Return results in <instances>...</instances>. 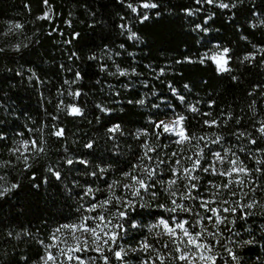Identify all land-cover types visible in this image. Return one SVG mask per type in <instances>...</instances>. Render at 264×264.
Here are the masks:
<instances>
[{"label":"snow or ice","instance_id":"6c2138e0","mask_svg":"<svg viewBox=\"0 0 264 264\" xmlns=\"http://www.w3.org/2000/svg\"><path fill=\"white\" fill-rule=\"evenodd\" d=\"M244 2L194 0L197 7L183 11L187 16H195L208 5L228 10L234 17L233 10ZM42 3L46 11L36 20L52 22V5L49 0ZM117 3L129 9L141 24L151 19V10L160 7L155 0H117ZM155 15L159 17L160 12ZM215 15L212 13L203 24L194 25L193 31L207 33L206 25ZM120 20L124 21L118 25L121 34H127L129 41H138L140 38L128 18L121 15ZM65 23L71 27V20ZM259 25L264 26V19L259 20ZM24 28L21 22H9L0 36L23 34ZM56 32L65 35L57 27L48 35ZM242 38L247 40V37ZM80 39L81 34L73 32L63 43L71 45ZM25 40L27 42L0 46V54L21 53L31 44L39 43L32 36H25ZM119 48L123 50L125 45L121 43ZM253 49L240 58V63L256 61L259 57L260 65L264 66V47L253 45ZM120 55L121 52L105 44L87 59L97 62L100 72L123 77L130 73L116 63L115 57ZM233 58L230 47L214 44L198 60L185 57L176 63L204 65L210 62L218 74H223L233 71L230 67ZM79 59V54L72 50L68 53V63L59 66L72 78H64L57 88L56 112L48 113L45 109L47 120L39 125L31 121V126L26 124L24 131L15 133L10 144H0L7 154V158H2L3 153H0V199L21 187L19 175L30 173L29 179H36L33 169L48 156L50 138L66 142L67 132L59 122L60 113L73 118L84 117L85 110L79 100L85 94L76 87L83 75L71 66ZM108 61L112 62L114 70L109 68ZM131 74L138 75L134 69ZM15 75L26 79L29 86L35 87L41 98H45L40 90L48 82L33 68L25 69L22 65ZM163 75L165 69L161 68L156 78ZM231 79L237 81L238 77ZM167 86L172 100L155 91L151 93L159 102L151 104L156 110L152 116L157 118L149 117L148 127L130 134L120 123L106 128L105 138L113 145L112 163L104 162L101 157H95V162L89 158L94 155L96 144V139L90 138L82 145L89 150L88 155H74L65 143L58 161L46 165L47 174L61 184L68 173L75 172L71 187L65 185V191L70 195L73 189L79 191L74 193V218L52 229L47 241L35 240L40 254L31 264H264V222L253 227L258 216L264 218V109L258 110L257 100L253 98L247 111L241 109L239 113L231 107H219L216 111L215 99L208 100L207 110H204L203 101H189V84L183 85V91L172 83ZM248 95L254 97L255 90ZM260 96L264 98V91ZM65 97L70 98L68 102ZM149 98L129 103L143 106ZM0 108H4L2 103ZM96 108L104 114L112 111L103 104H97ZM96 120L99 123L100 117ZM193 121L199 125V133L192 130ZM126 135H132L139 142V151L133 154V162L127 168H118L114 165L119 163V142ZM8 140L5 132L0 131V142ZM13 173L17 178H13ZM42 184H48L47 177ZM32 187L39 190L41 184ZM136 217L148 218L149 222L143 223ZM133 232L138 235L133 237ZM8 239L27 243L34 237L31 231L24 229L9 231L4 242ZM255 249L262 255H246ZM5 255L7 252L0 250V257ZM21 261L30 264V257L21 256L16 264ZM0 264H12V261L0 259Z\"/></svg>","mask_w":264,"mask_h":264},{"label":"trees","instance_id":"16d2710c","mask_svg":"<svg viewBox=\"0 0 264 264\" xmlns=\"http://www.w3.org/2000/svg\"><path fill=\"white\" fill-rule=\"evenodd\" d=\"M155 2L160 7L151 10V19L141 24L117 0H49L54 14L52 22L36 20L38 15L46 11L42 0H0V33L7 30L9 22H21L25 25L23 34L0 36V46L27 42L25 36H32L33 40L39 41L21 53L8 51L0 54V103L4 105V108H0V131L9 137L7 142L0 144H10L15 133L24 131L26 124L31 126V121L34 120L39 125L47 120L45 109L48 113L56 112L53 94L64 78H72L70 73L62 72L59 66L68 63V53L72 50L79 54L80 59L73 61L71 66L83 75V80L76 87L85 94L79 100L85 110L84 117L73 118L60 113L59 122L67 132L66 142L50 138L48 156L33 169L36 179H29L30 173L19 175L21 187L0 199V250L7 252L0 259L16 264L21 256L26 255L30 257L31 264V260H35L40 254V246L35 240L47 241L52 229L58 224L71 222L74 218V193L79 189H73V194L70 195L65 191V185L71 187L76 173H68L61 184L46 172V165L56 163L63 154L65 143L74 155H88L89 150L82 145L88 139L95 138L94 155L89 158L95 162V157H101L104 162L112 163L113 145L112 141L105 138L106 128L120 123L125 132L130 134L148 127L149 117L157 118L152 116L156 110L151 108V104L159 102L156 97H151L153 91L172 100L168 83L181 91L187 83L191 87L189 101H203L204 110H207V101L215 99L218 106L216 111H219V107H231L234 112L239 113L241 109L247 111L248 103L253 98L257 100L258 110L264 109V98L260 96L264 91V66L260 65L259 57L256 61L240 63V58L254 50L253 45L264 47V26L259 25V20L264 19V0H245L243 5L233 10L234 17L228 10L208 5L195 16H187L183 9L196 8L194 0ZM157 11L160 12L159 17L155 15ZM253 12L259 15L254 16ZM212 13L216 15L206 25L209 29L207 33L193 31L194 25L203 24L204 19ZM121 15L128 18L132 30L140 38L138 41H129L127 34H121L118 27L124 22L120 20ZM67 20H71V27L65 23ZM253 24H257V27H252ZM53 27H57L65 35L61 36L59 32L48 35ZM73 32H79L81 39L73 41L71 45L64 44L63 41L69 39ZM242 37H247V40ZM121 43L125 45L123 50L119 48ZM105 44L114 51L121 52L119 57H115L116 63L121 68L128 69L129 75L111 76L100 72L97 62L87 59L89 54L99 51ZM214 44L232 49L234 58L230 65L233 69L231 73L218 74L210 62L204 65L176 63L185 57L198 60ZM108 64L114 70L112 62L108 61ZM22 65L25 69L33 68L41 79L48 82L40 90L44 93V99L35 87L29 86L26 79L15 75V71ZM161 68L165 69V75L157 79V72ZM9 69L12 71H8ZM133 69L138 75L131 74ZM232 76L238 77V80L233 81ZM254 90V97L249 96L248 93ZM148 97L150 98L143 106L129 103ZM97 104L112 109L111 113L99 112ZM98 116L99 123L96 120ZM192 130L197 133L200 131L196 121H193ZM138 151L139 142L132 135L122 137L119 142V163L114 166L127 168L133 162V154ZM0 153H3L2 158H7L6 148H0ZM12 175L17 178L16 173ZM46 177L48 184L44 185L42 181ZM33 184H41V188L37 190L32 187ZM136 219L143 223L149 222L145 217ZM262 222L264 218L258 216L253 227ZM24 229L33 233V240L25 243L8 239L7 243L4 242L9 231L21 232ZM132 235L135 237L138 233L133 232ZM246 255L254 257L262 253L255 249L246 252Z\"/></svg>","mask_w":264,"mask_h":264},{"label":"rangeland","instance_id":"374dc122","mask_svg":"<svg viewBox=\"0 0 264 264\" xmlns=\"http://www.w3.org/2000/svg\"><path fill=\"white\" fill-rule=\"evenodd\" d=\"M54 102H55V105H56V100H57V92H54ZM70 98H67V97H65V102H68V100H69ZM56 109V108H55Z\"/></svg>","mask_w":264,"mask_h":264}]
</instances>
